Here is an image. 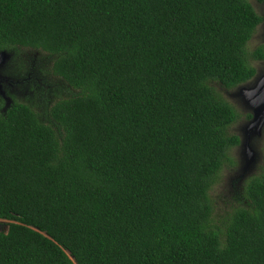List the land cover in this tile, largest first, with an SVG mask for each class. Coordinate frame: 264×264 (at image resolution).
<instances>
[{
    "label": "trees",
    "instance_id": "obj_1",
    "mask_svg": "<svg viewBox=\"0 0 264 264\" xmlns=\"http://www.w3.org/2000/svg\"><path fill=\"white\" fill-rule=\"evenodd\" d=\"M263 17L249 0H0V49L51 58L25 99L0 95V264H264V140L220 225L209 195L240 141L216 85L255 75Z\"/></svg>",
    "mask_w": 264,
    "mask_h": 264
},
{
    "label": "rangeland",
    "instance_id": "obj_2",
    "mask_svg": "<svg viewBox=\"0 0 264 264\" xmlns=\"http://www.w3.org/2000/svg\"><path fill=\"white\" fill-rule=\"evenodd\" d=\"M255 11L259 15H264V0H249ZM257 47H262L264 52V22H261L255 29L251 39L247 43V49L249 52L257 49ZM10 52V51H9ZM11 53V52H10ZM12 54V53H11ZM12 58V56H11ZM9 59L4 72L10 71L14 76L21 77L22 81L15 85V88L10 93L7 90V80L0 81V89L5 92V95L10 98V103H12L14 97H21L25 99V93L27 90V85L24 83L25 76L28 72H33L36 66L44 65L49 62L51 58H47L46 54L41 52L33 51L30 49H23L16 52V56ZM38 63V64H37ZM250 64L256 69V76L264 73V58L256 59L250 58ZM24 70H21L23 69ZM255 77V76H254ZM254 77L247 81L250 83ZM246 83V82H245ZM243 84V83H242ZM241 84V85H242ZM245 84H243L244 86ZM250 85V84H249ZM239 86L234 88H225L221 85H216L218 92L227 100L235 109L237 113L236 120L230 125L229 131L238 136H243V127L251 118V109L246 103L245 98L242 93L239 92ZM246 86V85H245ZM241 87V86H240ZM4 88V89H3ZM1 95V94H0ZM2 96V95H1ZM2 110L5 111V99ZM9 107V106H8ZM250 114V117L247 115ZM263 140L264 133L262 136H254L250 142L251 146L257 153L254 163L244 171V164L241 163V150L242 147L238 145L231 149L230 154L235 159V165H224L218 176V181L209 190V195L214 205V215L213 223L220 225L222 218L226 215L227 211L232 207L233 199L237 195L241 182L249 175L255 173L263 162ZM244 171V172H243ZM6 223V222H5ZM0 225V228L6 229V224Z\"/></svg>",
    "mask_w": 264,
    "mask_h": 264
},
{
    "label": "water",
    "instance_id": "obj_3",
    "mask_svg": "<svg viewBox=\"0 0 264 264\" xmlns=\"http://www.w3.org/2000/svg\"><path fill=\"white\" fill-rule=\"evenodd\" d=\"M1 55L7 57L8 53L2 52ZM0 62H2L1 58ZM254 76V79L250 81V83H243L246 86H243V84H240L241 87L239 86V92L243 94L245 101H247L246 103L251 109V118L244 125L243 136H239L240 141L238 144L239 147H242L241 163L245 166L242 168L244 171L254 163L257 155L250 142L254 136H262L264 133V73ZM0 94L5 99L4 108L6 109L9 106L10 98L5 95V92L2 89H0Z\"/></svg>",
    "mask_w": 264,
    "mask_h": 264
},
{
    "label": "flooded vegetation",
    "instance_id": "obj_4",
    "mask_svg": "<svg viewBox=\"0 0 264 264\" xmlns=\"http://www.w3.org/2000/svg\"><path fill=\"white\" fill-rule=\"evenodd\" d=\"M262 16H264V15H262ZM262 22H264V17H263V20H262ZM261 23V22H260ZM259 23V24H260ZM258 24V25H259ZM257 25V26H258ZM256 26V27H257ZM2 52H7L8 53V56L6 57V56H4V55H1V53ZM0 58L2 59V62H0V81H4V80H7L8 79V76L5 74V72H4V69H5V67H6V65H7V63H8V61H9V59L11 58V53L8 51V50H6V49H0ZM261 60V59H260ZM256 70V69H255ZM7 82H8V80H7ZM4 89V88H3ZM4 91H5V89H4Z\"/></svg>",
    "mask_w": 264,
    "mask_h": 264
}]
</instances>
